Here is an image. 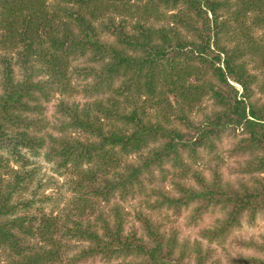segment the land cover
<instances>
[{"label": "trees", "instance_id": "16d2710c", "mask_svg": "<svg viewBox=\"0 0 264 264\" xmlns=\"http://www.w3.org/2000/svg\"><path fill=\"white\" fill-rule=\"evenodd\" d=\"M117 7L122 23L117 26L113 19L104 23L107 12ZM172 10L176 13L167 17L166 11ZM0 16V150L4 151L0 167L7 168L10 160L18 165L6 192L0 188V244L12 241L15 255L23 256L21 264H75L105 248L112 255L130 257L128 264H171L172 253L163 255L160 235H154V247L122 235L124 203L132 192H146L145 174L164 173L166 163L186 175L181 152L190 159L200 150L215 153L216 140L231 129H242L246 135L239 143L240 152L252 157L246 172L264 173V105L253 100L260 78L250 70L251 64L264 66V43L254 34L255 29H264V0H0ZM161 19L169 24L160 25ZM236 31L238 39L228 38ZM104 34L115 41H103ZM79 58L101 65L83 69L86 80L94 82L81 88L70 75L71 61ZM74 93L99 98L84 104L66 100ZM56 94L61 97L60 123L53 129L59 135H37L49 126L44 104ZM206 99L213 106L210 113L203 107ZM148 107L158 120L151 121L155 117L150 118ZM196 113L203 117L196 119ZM71 132L90 139H70ZM131 153L138 154L137 163L123 161L121 154ZM28 155L38 161L43 156L54 174L46 181L38 178V167L24 165ZM89 164L93 166L85 169ZM57 176L70 179L59 184ZM174 186L171 197L156 192L157 187L148 190L149 198L157 196L154 207L180 209L196 200L220 205L231 209L226 230L237 221L236 215L264 210V184L231 191L221 183H205L206 190L198 192L181 177ZM51 187L56 192L46 194ZM29 190L28 198L10 202ZM51 202L55 208L47 215L43 208ZM101 203L111 205L109 213L97 218L108 231L105 237L89 219V211L93 214ZM36 211L45 222L33 228L39 220ZM35 231L45 238L44 246L25 247L20 236ZM73 238L95 241L98 249L70 257L67 241Z\"/></svg>", "mask_w": 264, "mask_h": 264}, {"label": "rangeland", "instance_id": "374dc122", "mask_svg": "<svg viewBox=\"0 0 264 264\" xmlns=\"http://www.w3.org/2000/svg\"><path fill=\"white\" fill-rule=\"evenodd\" d=\"M51 2H56V0H50ZM130 3V2H129ZM67 4V3H66ZM69 7L72 6L71 3L67 4ZM75 5V4H74ZM118 8V7H117ZM115 11L109 10L107 12V17L105 18L107 23L110 19L114 20L115 25L119 26L122 23L121 12L119 8ZM77 9V10H76ZM75 10L78 11V5H75ZM167 17L169 14L176 13V10L166 11ZM2 16H0V20ZM211 17V15H209ZM101 21V19H100ZM98 21L97 24L100 23ZM167 19L160 20V25H167L169 22ZM100 29L102 30L103 28ZM100 30V31H101ZM126 30L131 31L130 27H127ZM125 30V31H126ZM7 32L3 30V33ZM2 33V30H0ZM254 34L257 38H262L264 43V29H255ZM235 36L238 39L240 33L238 31L231 34L228 38ZM105 34L102 36L103 41L114 42L115 37ZM227 39L224 38V41ZM227 43V42H225ZM236 43V40H233V44ZM228 44V43H227ZM233 44H228L229 47H233ZM2 62H0L1 66ZM94 66L93 68H101L100 64H91L85 62L83 59H74L71 61L70 75L74 78V85L78 87L85 86L86 83L92 84L94 79L88 78L86 80L83 69L86 66ZM264 68V66H263ZM258 69L253 64L250 65V70L256 75H259L260 82L258 85L254 86V95L253 100H258L260 105H264V90L261 87H264V69ZM22 70L18 68V74L21 75ZM24 75V74H23ZM119 82V81H118ZM196 82L195 79H190V83ZM235 88L242 91L240 85L233 83ZM1 92V90H0ZM101 98L103 95L100 96ZM170 100H174L173 94L168 93ZM99 96H94L92 99H87L84 95L79 93H74L72 97L68 100L77 101L78 103L84 104L86 101L93 103V100H98ZM61 97L59 94H56L49 102L44 104V118L48 122L49 126L47 129L35 134L44 136V134L54 133L59 135L58 131L54 130V124H59L60 119L57 115V105L59 104ZM90 100V101H89ZM203 107L210 113L212 111V103L206 99L203 102ZM147 113L150 118L155 117V113L152 110V107L147 108ZM34 114L28 115L29 118H33ZM196 119H201L203 117L202 113H196L193 115ZM159 118H151V121L158 120ZM102 121L106 123V118L102 117ZM107 129H110L106 125ZM17 129V128H16ZM20 130H24L19 128ZM31 131V130H28ZM78 138L79 140H89L88 136H83L79 133H72L69 136L70 139ZM246 135L242 132V129L239 130H229L224 132L219 140H216V151L215 153L210 152L209 150H200L194 159H190L187 156V153L182 151L181 155L183 160L187 163L186 175L181 174V168H173L172 163H166L164 165L165 171L159 172L157 170L154 172V175L146 173L143 181L144 187L148 188L146 192H138L133 195V192L128 197V202L124 203L123 213L124 215V231H122L123 236H135L137 239H140L147 246L154 247L157 242L154 240V235H160L163 246V255L168 251L172 253L171 264H264V210L259 209L254 213L245 212L240 215H236V222L227 228V221L231 218V209L222 207L220 205H208L204 200H196L188 206H183L180 209H176L170 205L160 206L158 208L154 207V200L157 199V196H152L149 198L147 196L148 190L151 187L159 188L156 192L163 191L166 195L171 197L174 195L175 181L180 180L182 177L183 183L188 188H193L198 192L205 191V183L209 186L221 183L227 190L231 191H242L244 187H257V184H264V173L257 174H248L246 172L247 161L251 160V155L241 153L239 150L240 141L245 138ZM49 141L48 137L46 136ZM151 145L144 152L149 151L152 148ZM48 148L46 151L48 152ZM120 152L119 148H116ZM4 151L0 150V154H3ZM121 154L123 161L127 163H137L138 154L131 153L126 156ZM41 161L34 159L33 156L28 155V158L24 162L26 167L27 162L30 166L38 167L39 173L38 178H44V181L47 180V177L54 174L53 169L51 168V163L41 156ZM87 166H93L89 164L84 166L86 169ZM28 167V166H27ZM122 167L118 168V171H121ZM18 169V165L10 160L9 166L0 167V188H2L3 193L6 192L7 184L12 183L14 179L13 171ZM113 170V169H112ZM112 170H109L110 172ZM58 177V176H57ZM74 178V177H73ZM69 180V177L61 176L58 177L57 181L59 184H63L65 180ZM201 179H203L201 183ZM63 189H65L63 187ZM179 189V188H178ZM55 188H49L46 191V194H52ZM32 190H29L27 193H21L18 196L16 195L10 202L17 203L21 199H26L30 195ZM66 192V190H65ZM67 196L70 197L71 192H66ZM1 197V196H0ZM57 197V196H56ZM150 199V201L148 200ZM162 200V198L160 199ZM0 199V203H1ZM97 203V202H96ZM60 206L63 208L66 207V203H61ZM111 205H106L101 203L96 205V212L93 214L91 211L90 225L96 226V231L99 236L105 237V233L102 229V222L98 221L99 213L106 212ZM55 208L54 204L51 202L44 206L45 214H52V210ZM38 211V210H37ZM36 211V212H37ZM39 215V220L32 224L31 227L36 228L39 225H42L45 222L41 212H37ZM60 213L58 210L55 212V215ZM25 212L21 211L18 215L22 216ZM11 217L8 218V220ZM6 221V218L2 219ZM6 223V222H5ZM8 225H11L10 222H7ZM114 223L112 222V226ZM10 229V228H9ZM12 231H17L12 229ZM224 231V232H223ZM21 237L22 244L27 247H43L45 243V238L39 235V231H35V235H26L24 234ZM131 238V237H130ZM106 241V240H104ZM71 245L70 257L77 255L82 251H89V249H98L97 243L88 241V242H77V239L73 238L70 241H67ZM12 241L2 242L0 244V264H21L23 263V256H17L14 252V247L12 246ZM102 249L101 253H97L94 256H85V260L76 262L75 264H128L130 257L125 255H112L109 251ZM33 254V253H27ZM26 256V255H25ZM143 261L148 262L144 257ZM70 261V259H69ZM141 259L137 260L140 262Z\"/></svg>", "mask_w": 264, "mask_h": 264}]
</instances>
